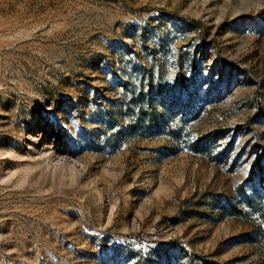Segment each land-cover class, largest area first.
<instances>
[{
  "label": "rangeland",
  "instance_id": "1",
  "mask_svg": "<svg viewBox=\"0 0 264 264\" xmlns=\"http://www.w3.org/2000/svg\"><path fill=\"white\" fill-rule=\"evenodd\" d=\"M199 257L264 263V0H0V264Z\"/></svg>",
  "mask_w": 264,
  "mask_h": 264
},
{
  "label": "trees",
  "instance_id": "2",
  "mask_svg": "<svg viewBox=\"0 0 264 264\" xmlns=\"http://www.w3.org/2000/svg\"><path fill=\"white\" fill-rule=\"evenodd\" d=\"M260 99V98H259ZM200 258V260H201V262L203 263V264H218V263H215V262H212V261H209L208 259H205V258H203V257H199ZM261 264H264V263H261Z\"/></svg>",
  "mask_w": 264,
  "mask_h": 264
}]
</instances>
